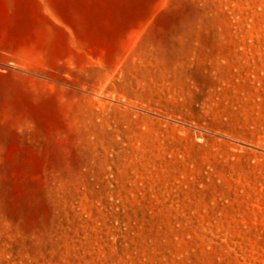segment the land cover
I'll return each instance as SVG.
<instances>
[{
  "label": "rangeland",
  "instance_id": "obj_1",
  "mask_svg": "<svg viewBox=\"0 0 264 264\" xmlns=\"http://www.w3.org/2000/svg\"><path fill=\"white\" fill-rule=\"evenodd\" d=\"M0 264H264V0H0Z\"/></svg>",
  "mask_w": 264,
  "mask_h": 264
},
{
  "label": "crops",
  "instance_id": "obj_2",
  "mask_svg": "<svg viewBox=\"0 0 264 264\" xmlns=\"http://www.w3.org/2000/svg\"><path fill=\"white\" fill-rule=\"evenodd\" d=\"M143 27H144V25L141 26V27H138V28H137V31L141 30Z\"/></svg>",
  "mask_w": 264,
  "mask_h": 264
}]
</instances>
